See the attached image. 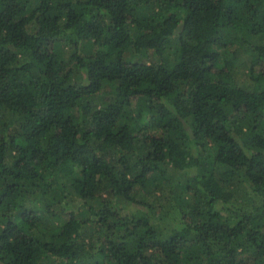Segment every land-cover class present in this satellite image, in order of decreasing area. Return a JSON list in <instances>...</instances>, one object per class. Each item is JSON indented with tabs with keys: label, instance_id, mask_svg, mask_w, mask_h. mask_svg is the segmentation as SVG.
I'll return each instance as SVG.
<instances>
[{
	"label": "trees",
	"instance_id": "1",
	"mask_svg": "<svg viewBox=\"0 0 264 264\" xmlns=\"http://www.w3.org/2000/svg\"><path fill=\"white\" fill-rule=\"evenodd\" d=\"M0 264H264V0H0Z\"/></svg>",
	"mask_w": 264,
	"mask_h": 264
}]
</instances>
